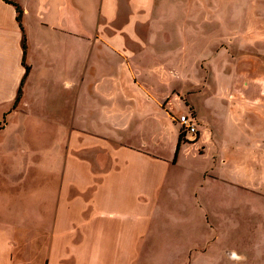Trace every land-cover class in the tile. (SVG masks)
<instances>
[{
  "label": "crops",
  "instance_id": "0c3cea01",
  "mask_svg": "<svg viewBox=\"0 0 264 264\" xmlns=\"http://www.w3.org/2000/svg\"><path fill=\"white\" fill-rule=\"evenodd\" d=\"M11 1L20 9L0 0V264H139L150 224L200 241L230 190L264 198V47L232 39L215 56L227 90L181 92L152 38L160 0ZM179 104L197 131L176 154Z\"/></svg>",
  "mask_w": 264,
  "mask_h": 264
},
{
  "label": "rangeland",
  "instance_id": "374dc122",
  "mask_svg": "<svg viewBox=\"0 0 264 264\" xmlns=\"http://www.w3.org/2000/svg\"><path fill=\"white\" fill-rule=\"evenodd\" d=\"M153 23L155 49L162 52V44L168 45V59L173 63L166 64L167 68L171 67L173 75L177 71L181 74L179 80H172L171 87L181 92L200 84L204 86L201 92L227 90L229 73L225 72L227 68L221 70L218 66L216 54L223 53L237 40L246 47H264V0H160ZM165 53L164 48L161 55L166 56ZM214 76L222 78L221 83H214ZM180 104L168 113L179 116ZM180 146L177 143L176 154ZM195 147L190 145L188 153H183L182 165L189 167L193 163ZM5 168L7 173L13 167ZM30 176L31 168L22 175L21 205L28 196ZM229 193L220 219H215L213 212L208 233L200 241H169L163 235L174 234L176 229L164 233L158 222L150 224L139 264H264V198L253 188ZM227 249L237 250L247 259L229 261L223 254Z\"/></svg>",
  "mask_w": 264,
  "mask_h": 264
},
{
  "label": "built area",
  "instance_id": "2783aa9c",
  "mask_svg": "<svg viewBox=\"0 0 264 264\" xmlns=\"http://www.w3.org/2000/svg\"><path fill=\"white\" fill-rule=\"evenodd\" d=\"M177 120L180 123L179 126L181 133L184 135V137L187 140H190L193 134H195L197 131V127H196L197 122L195 120V117L190 113H186V114L181 113L178 116Z\"/></svg>",
  "mask_w": 264,
  "mask_h": 264
},
{
  "label": "water",
  "instance_id": "95a60500",
  "mask_svg": "<svg viewBox=\"0 0 264 264\" xmlns=\"http://www.w3.org/2000/svg\"><path fill=\"white\" fill-rule=\"evenodd\" d=\"M224 254L226 258L229 259L230 261L243 262L247 259L245 255H241V253H238L237 250L234 249H229L227 251H224Z\"/></svg>",
  "mask_w": 264,
  "mask_h": 264
},
{
  "label": "trees",
  "instance_id": "16d2710c",
  "mask_svg": "<svg viewBox=\"0 0 264 264\" xmlns=\"http://www.w3.org/2000/svg\"><path fill=\"white\" fill-rule=\"evenodd\" d=\"M9 2H11V3H14L13 1H11V0H8ZM15 4V3H14ZM16 5V4H15ZM16 7L18 8V9H20L19 8V6H17L16 5ZM21 11L19 10V13H20ZM26 38L24 37V39H23V43H22V45H23V50H24V54H25V52H26ZM27 72H29V67L27 66ZM21 90L22 89H20L19 90V93H18V98H17V100H19V98H20V94H21ZM182 134V133H181ZM182 138L184 139V140H187L185 137H184V135L182 134V137H180V140L178 141V148H179V146H180V142L182 141ZM187 141H189V140H187Z\"/></svg>",
  "mask_w": 264,
  "mask_h": 264
}]
</instances>
